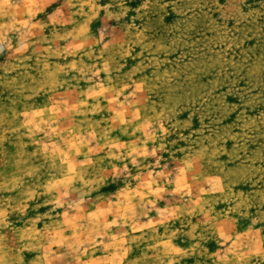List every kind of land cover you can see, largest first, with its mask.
<instances>
[{
    "label": "rangeland",
    "instance_id": "obj_1",
    "mask_svg": "<svg viewBox=\"0 0 264 264\" xmlns=\"http://www.w3.org/2000/svg\"><path fill=\"white\" fill-rule=\"evenodd\" d=\"M0 264H264V0H0Z\"/></svg>",
    "mask_w": 264,
    "mask_h": 264
}]
</instances>
